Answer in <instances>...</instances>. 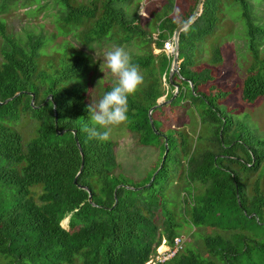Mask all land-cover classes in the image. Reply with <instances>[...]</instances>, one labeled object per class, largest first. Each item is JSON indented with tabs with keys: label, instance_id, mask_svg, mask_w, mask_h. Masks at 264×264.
I'll list each match as a JSON object with an SVG mask.
<instances>
[{
	"label": "trees",
	"instance_id": "16d2710c",
	"mask_svg": "<svg viewBox=\"0 0 264 264\" xmlns=\"http://www.w3.org/2000/svg\"><path fill=\"white\" fill-rule=\"evenodd\" d=\"M52 1L62 23L86 29L82 40L100 39L112 30L123 33L125 41L147 38L149 51L132 59L145 73L146 83L128 97L125 127L140 145L157 147L160 156L165 142L166 153L160 167L159 161L140 183L115 173L113 142L89 139L84 130L91 127L87 87L79 81L87 68L85 59L74 57L47 74L37 63L42 38L28 35L20 42L5 34L0 22L4 264H73L76 258L81 264H143L162 239L169 244L178 236L181 224L172 209L176 203L190 226L217 228L221 234L202 237L206 255L184 246L159 264H264V192L258 179L264 176V135L226 113L218 104L226 92L209 83V67L195 68L197 43L217 25L218 0H202L194 19L179 32L177 72L172 76L178 90L169 104L151 110L156 132L147 111L172 94L167 80L173 54L170 38L196 0H177L176 12L160 19L151 38L139 28L136 15L124 12L133 0ZM232 1L240 9L253 59L241 82L240 99L253 104L264 97V54L258 57L256 48L264 31L253 24L248 0ZM218 60L219 49L213 46L210 61ZM112 87L105 85L100 99ZM186 105L196 112L199 131H204L194 141H204V147L191 145L183 130L162 128L161 117ZM21 117L37 123L25 142L13 127ZM74 138L83 159L79 172L81 156ZM254 173L247 190L245 182ZM170 184L176 185L177 195L183 192L175 203L165 195ZM78 185L90 192V202ZM194 185L202 187L197 194ZM65 217L66 228L60 225Z\"/></svg>",
	"mask_w": 264,
	"mask_h": 264
},
{
	"label": "rangeland",
	"instance_id": "374dc122",
	"mask_svg": "<svg viewBox=\"0 0 264 264\" xmlns=\"http://www.w3.org/2000/svg\"><path fill=\"white\" fill-rule=\"evenodd\" d=\"M248 2L253 24L264 31V0H248ZM75 3L85 4L86 0H75ZM217 3V25L211 34L197 43L195 68L209 67L213 77L209 83L226 92L225 97L218 102L226 113L244 122L256 134L264 135V97L253 104H246L240 99L239 90L242 79L253 62L247 47L240 9L232 0H218ZM177 7V0H133L129 6L124 7V12L128 17L136 15L139 28L151 38L157 32L156 28L160 19L166 15H173ZM0 22L3 24L5 34L20 42L25 41L28 35L42 38L43 46L39 50L37 63L38 68L47 74L61 68L74 57L84 58L87 68L79 81L87 87L85 95L89 104L98 103L103 87L115 83L116 78L103 63L104 54L107 51L115 47H123L133 59L138 55H145L151 48V45L146 42V37H131L130 40L125 41L123 33L117 30L108 32L100 39L82 40L86 29L82 28L83 26L62 23L58 6L52 0H0ZM213 46L219 49V60L216 63L210 61ZM256 48L257 56L261 57L264 54V35L257 37ZM139 71L143 76L140 90L146 83V77L143 70L139 69ZM172 81L178 84L176 79ZM177 110L175 107L172 113L161 117L162 128L183 130L187 133L191 145L195 143L198 148L204 147V141H194L198 132L204 135V131H199L196 112L188 105L183 110ZM36 126L37 123L31 118L21 117L13 127L25 142L34 135ZM110 141L113 142V152L118 164L115 173L121 174L127 181L133 183H140L145 179L162 156L157 147L140 145L125 125L113 129ZM256 175V173L252 174L245 182L247 190L250 189ZM258 179L261 190L264 192V176ZM201 190V186H193V193L197 194ZM181 194H183L182 191L177 195L174 184H170L165 190V195L174 203ZM172 209L175 212L176 221L181 224L178 236L182 239V248L189 246L201 252L202 255H206L201 245L202 237L221 234V231L213 227H192L185 221L187 215L179 211L177 203ZM60 225L66 228L64 220L60 221ZM4 263L5 260L0 257V264ZM73 264H81L80 259L76 258Z\"/></svg>",
	"mask_w": 264,
	"mask_h": 264
},
{
	"label": "clouds",
	"instance_id": "9594fccd",
	"mask_svg": "<svg viewBox=\"0 0 264 264\" xmlns=\"http://www.w3.org/2000/svg\"><path fill=\"white\" fill-rule=\"evenodd\" d=\"M103 63L116 78L115 83L98 103L87 106L91 127L84 130L89 139L107 142L111 139L114 128L129 122L128 97L139 90L143 84V76L139 66L133 63L132 56L123 47L107 51Z\"/></svg>",
	"mask_w": 264,
	"mask_h": 264
},
{
	"label": "water",
	"instance_id": "95a60500",
	"mask_svg": "<svg viewBox=\"0 0 264 264\" xmlns=\"http://www.w3.org/2000/svg\"><path fill=\"white\" fill-rule=\"evenodd\" d=\"M201 1H202V0H196L195 6H194V8H193L191 14H190V15H189L184 21H182L181 23H179V24L173 29V32H172V35H171L172 47H173V54H172V57H171L170 66H169L168 73H167V80H168L169 84L174 88V90H173V93H172V95L170 96V98H168V99L165 100V101H161L160 103L155 104V105L151 106V107L148 109V111H147L148 121H149L150 127H151V129H152L153 131H154V128H153L152 120H151V118H150V112H151V110L154 109V108L160 107V106L163 105V104H169L170 101L175 97V95H176V93H177V90H178V84L172 81V76H173L174 74H176V72H177V55H178V36H179V32L181 31V29H183L184 27H186V26H187V25H188V24L194 19V17L196 16V14H197V12H198V10H199V7H200V4H201ZM47 98H50V96L48 95V96L46 97V99H47ZM30 104H32V98L30 99ZM154 132H156V131H154ZM58 133H61V131L58 132ZM74 141H75V145H76V147H77V149H78V151H79V154H80V156H81V162H80V166H79V169H78V172H79V170H80V168H81V166H82L83 159H82L81 150H80V148H79V146H78V144H77L75 138H74ZM163 147H164V151H163V154H162V156H161V160H160V164H159L158 168L160 167L161 162H162V160L164 159V155H165V153H166V143H165V142H164V144H163ZM152 177H153V175L150 177L149 182L152 180ZM74 180H75V179H73V181H74ZM149 182H148V183H149ZM78 186H79L80 188L86 190V192H87V200L90 202V197H91L90 192L86 189L85 186H81V185H78ZM67 218H68V217H65V218L62 219V220H64L65 222H67Z\"/></svg>",
	"mask_w": 264,
	"mask_h": 264
},
{
	"label": "built area",
	"instance_id": "2783aa9c",
	"mask_svg": "<svg viewBox=\"0 0 264 264\" xmlns=\"http://www.w3.org/2000/svg\"><path fill=\"white\" fill-rule=\"evenodd\" d=\"M171 39V38H170ZM172 41V40H171ZM182 248V239L180 236L172 238L171 243H166L164 239L155 248L143 264H159L170 259Z\"/></svg>",
	"mask_w": 264,
	"mask_h": 264
},
{
	"label": "bare ground",
	"instance_id": "6f19581e",
	"mask_svg": "<svg viewBox=\"0 0 264 264\" xmlns=\"http://www.w3.org/2000/svg\"><path fill=\"white\" fill-rule=\"evenodd\" d=\"M164 105H167V104H163V105H161V106H164Z\"/></svg>",
	"mask_w": 264,
	"mask_h": 264
}]
</instances>
